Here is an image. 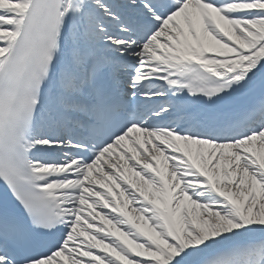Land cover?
I'll return each mask as SVG.
<instances>
[{
	"label": "snow or ice",
	"instance_id": "obj_1",
	"mask_svg": "<svg viewBox=\"0 0 264 264\" xmlns=\"http://www.w3.org/2000/svg\"><path fill=\"white\" fill-rule=\"evenodd\" d=\"M0 264H264V0H0Z\"/></svg>",
	"mask_w": 264,
	"mask_h": 264
}]
</instances>
